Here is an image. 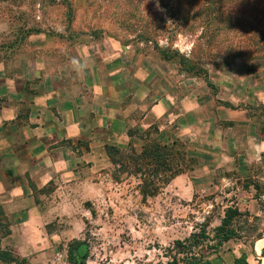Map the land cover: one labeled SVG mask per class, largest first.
<instances>
[{"label": "rangeland", "instance_id": "374dc122", "mask_svg": "<svg viewBox=\"0 0 264 264\" xmlns=\"http://www.w3.org/2000/svg\"><path fill=\"white\" fill-rule=\"evenodd\" d=\"M210 2L0 0L3 42L14 37L24 51L29 34L46 31L68 48L84 43L128 45L157 66L178 96L199 94L205 98L201 103L213 109L222 105L246 110L250 119L246 126L216 123L200 140L153 125L150 139L173 147L169 169L141 157L140 143L119 154L112 150L115 164L108 156L110 163L86 172L82 183L61 191L63 195L53 197V188L45 189L37 228H13L8 216L0 217V253L23 259V264H168L167 248L174 241L203 225L214 238L224 211L236 207L241 215L232 223L233 237L208 257L213 264H235L241 257L261 264L264 0L223 2L235 29L223 25L225 20L207 26ZM176 51L187 59L185 66ZM189 67L192 71L187 72ZM166 136L175 137L172 144L165 143Z\"/></svg>", "mask_w": 264, "mask_h": 264}, {"label": "crops", "instance_id": "0c3cea01", "mask_svg": "<svg viewBox=\"0 0 264 264\" xmlns=\"http://www.w3.org/2000/svg\"><path fill=\"white\" fill-rule=\"evenodd\" d=\"M52 35L29 34L24 51L14 37H0V217L13 228H37L45 189L63 195L110 163L107 147H142L155 124L200 140L216 123L250 120L246 110L201 103L199 94L178 96L128 45L68 48ZM73 57L87 67L75 71Z\"/></svg>", "mask_w": 264, "mask_h": 264}, {"label": "trees", "instance_id": "16d2710c", "mask_svg": "<svg viewBox=\"0 0 264 264\" xmlns=\"http://www.w3.org/2000/svg\"><path fill=\"white\" fill-rule=\"evenodd\" d=\"M226 0H211L209 11H211L210 19L207 26L216 23L218 20H225V24L228 28L235 29V21L230 16L223 11V2ZM234 0H228L232 2ZM206 8L202 9L204 14ZM217 24V23H216ZM177 57L180 58V65L183 67L186 65L185 57L181 56L179 52H174ZM163 58L168 60L170 57L163 52ZM165 56V57H164ZM192 71V67L186 69ZM150 130L145 132L143 140H145L143 150L140 154L141 157L150 158L151 162H156L164 166L165 169H169V159L172 157L173 147H167L166 145H161L153 142L150 139ZM108 156L111 158L112 162L115 164L116 161L113 160L112 150L119 154L121 151L115 147H111L108 151ZM171 164V163H170ZM177 171V169H176ZM179 171V169H178ZM175 173V172H174ZM168 180H165V183ZM241 215L240 211L236 207H228L224 211V217L222 218L221 225L216 228L214 238H211L207 232L205 225L201 226L199 231H194L184 240H176L167 248V256L169 258L168 264H213L212 258L208 257L209 254L217 255L221 246L224 242L230 240L235 233L232 229V223ZM217 237V238H216ZM219 238V239H218ZM219 240V241H217ZM214 241L216 243H214ZM206 250H208L206 252ZM211 250V251H209ZM0 260L5 261L9 264L13 261L15 264H23V259H18L13 257L11 254L6 252L0 253ZM235 264H249L245 257H241L235 260Z\"/></svg>", "mask_w": 264, "mask_h": 264}, {"label": "clouds", "instance_id": "9594fccd", "mask_svg": "<svg viewBox=\"0 0 264 264\" xmlns=\"http://www.w3.org/2000/svg\"><path fill=\"white\" fill-rule=\"evenodd\" d=\"M71 65L73 66V69L77 72L82 71L84 68L87 67L86 63L82 62L79 58L73 57L70 61Z\"/></svg>", "mask_w": 264, "mask_h": 264}, {"label": "bare ground", "instance_id": "6f19581e", "mask_svg": "<svg viewBox=\"0 0 264 264\" xmlns=\"http://www.w3.org/2000/svg\"><path fill=\"white\" fill-rule=\"evenodd\" d=\"M261 264H264V256H262Z\"/></svg>", "mask_w": 264, "mask_h": 264}]
</instances>
